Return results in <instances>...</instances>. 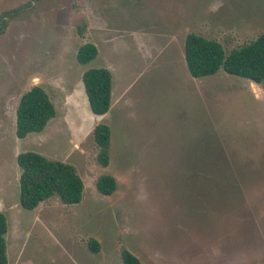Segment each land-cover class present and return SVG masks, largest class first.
Returning a JSON list of instances; mask_svg holds the SVG:
<instances>
[{
    "label": "rangeland",
    "instance_id": "obj_1",
    "mask_svg": "<svg viewBox=\"0 0 264 264\" xmlns=\"http://www.w3.org/2000/svg\"><path fill=\"white\" fill-rule=\"evenodd\" d=\"M190 32L229 52L264 32V0H0V211L9 264H264V82L193 77ZM91 41L98 56L77 60ZM90 67L113 74L111 109L91 110ZM56 105L44 130L16 134L23 93ZM111 127L110 162L93 130ZM73 164L83 198L20 203V152ZM111 174L117 190L97 189ZM101 243L93 252L89 240Z\"/></svg>",
    "mask_w": 264,
    "mask_h": 264
},
{
    "label": "trees",
    "instance_id": "obj_2",
    "mask_svg": "<svg viewBox=\"0 0 264 264\" xmlns=\"http://www.w3.org/2000/svg\"><path fill=\"white\" fill-rule=\"evenodd\" d=\"M98 54L97 45L88 41L80 46L77 60L87 64ZM185 60L193 77L213 75L223 69L229 74L263 83L264 32L229 52L218 40L190 32L185 40ZM82 78L91 110L96 114L108 113L113 95L112 71L107 67H90L84 71ZM56 113V105L47 90L40 84L32 86L23 93L17 107V136L25 138L31 132L44 130ZM93 134L99 146V162L107 166L110 162L111 127L108 123L99 122ZM17 160L22 168L20 203L24 208L33 210L53 196H58L64 204H76L82 200L85 184L73 164L51 159L35 151L20 152ZM117 187V179L111 174L100 175L97 179V189L105 195L114 193ZM8 227L7 216L0 211V264H9L6 240ZM89 247L93 252H99L101 243L91 238ZM121 258L122 264H143L126 247L121 250Z\"/></svg>",
    "mask_w": 264,
    "mask_h": 264
}]
</instances>
